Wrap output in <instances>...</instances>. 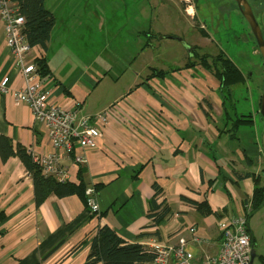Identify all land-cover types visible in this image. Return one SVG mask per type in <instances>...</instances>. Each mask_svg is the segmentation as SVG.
<instances>
[{"label":"crops","instance_id":"1","mask_svg":"<svg viewBox=\"0 0 264 264\" xmlns=\"http://www.w3.org/2000/svg\"><path fill=\"white\" fill-rule=\"evenodd\" d=\"M184 1L178 0L180 9L209 35L198 22L196 5ZM45 5L55 24L47 48L38 45L31 54L44 57L49 65L51 74L40 76L49 103L78 107L84 115L112 111L97 146L84 149L76 143L62 162L69 181L82 179L97 190L101 212L100 217L91 216L79 195L52 193L37 206L33 179L21 159L13 156L3 162L0 155V264H86L92 241L104 225L126 242L143 245L153 239L176 244L184 236L197 264L205 255H216L222 243L221 222L251 208L252 175L264 180V125L253 111L239 114L235 104L227 102L219 80L203 66L184 67L193 47L203 53L208 36L202 33L173 66L156 53L162 39L139 44L135 54L123 59L121 73L99 62L97 51L80 48V25L60 19L55 14L59 6L50 7L48 0ZM162 35L184 42L175 37L180 34ZM153 69L165 74L149 77ZM5 77L9 90L0 89V136L31 154L54 152L46 125L35 119L28 103L15 100L14 92L25 80L14 64L0 17V82ZM243 114L252 115L253 122L232 136V121ZM155 182L162 188L158 201L170 207L158 228L149 218ZM203 201L211 214L198 210ZM250 222L256 251L258 239ZM193 226L199 242L189 230Z\"/></svg>","mask_w":264,"mask_h":264},{"label":"rangeland","instance_id":"2","mask_svg":"<svg viewBox=\"0 0 264 264\" xmlns=\"http://www.w3.org/2000/svg\"><path fill=\"white\" fill-rule=\"evenodd\" d=\"M59 2L64 3L58 5ZM184 2L196 5L198 22L209 33L206 35L209 41L203 40L202 43L203 53L212 56L220 51L225 52L245 75L243 82L232 87V96L227 102L234 103L239 114L253 111L258 116L259 123L264 125L260 114L264 93V59L237 2ZM249 2L264 35V0ZM48 5L52 8L59 6L55 9V14L60 19L71 18L75 26L80 25L77 36L80 48L97 51L99 62H107L121 73L125 70L123 59L127 58L126 55L135 54V48L139 44L142 46L145 42L147 45L152 40L162 39L156 53L164 64L173 66L182 60L184 52L188 53V45L190 47L199 42L203 36L199 25L180 9L178 0H48ZM165 33L180 34L175 37L183 38L184 42L170 40L171 35H162ZM129 69L131 71L132 67ZM250 225L258 239L257 256L253 264H264L260 258L261 255L264 256V206L251 216Z\"/></svg>","mask_w":264,"mask_h":264},{"label":"built area","instance_id":"3","mask_svg":"<svg viewBox=\"0 0 264 264\" xmlns=\"http://www.w3.org/2000/svg\"><path fill=\"white\" fill-rule=\"evenodd\" d=\"M0 17L5 24L14 64L25 80L24 87L14 92L15 100L31 106L35 119L46 125L49 141L54 148L51 153L33 154L34 161L41 166L44 174L61 182L67 181L69 172L62 165L65 155L76 143L84 149L96 147L98 138L110 123L112 111L84 115L78 107L66 108L50 104L48 91L43 87L38 72L37 57L31 54L36 46L29 44L23 32L26 20L18 4L13 0H0ZM8 82V77L0 82L1 91L9 90ZM77 160L84 161L81 156ZM85 193L89 214L100 217L97 190L88 186ZM250 210L249 207L248 212ZM248 222L246 213L221 222L222 243L219 252L216 255H205L199 264H251L253 244ZM189 230L194 241L199 242L196 227ZM187 244L188 240L184 236L179 237L176 244L153 239L146 246L155 254L154 260L143 264H197L194 254L187 250Z\"/></svg>","mask_w":264,"mask_h":264},{"label":"trees","instance_id":"4","mask_svg":"<svg viewBox=\"0 0 264 264\" xmlns=\"http://www.w3.org/2000/svg\"><path fill=\"white\" fill-rule=\"evenodd\" d=\"M20 8V12L25 17L24 34L31 46H42L47 48L51 38L52 28L55 24L54 14L46 7L45 0H13ZM204 35L207 33L202 29ZM38 72L41 78L51 74L49 65L44 57L37 58ZM200 64L211 72L220 82V90L225 94V98L231 97L232 87L243 82L245 75L235 62L223 51L215 55L199 53L197 47H193L192 56L184 67H194ZM165 74L161 70L153 69L152 74ZM226 103V102H225ZM223 111L229 116L228 107L224 104ZM231 117V116H230ZM228 118V117H227ZM253 122L252 115H239L232 121V126L228 130L234 136L236 130L242 125H248ZM0 155L3 162L9 158L17 156L25 165L31 175L34 184V194L36 205L42 204L47 197L54 193L59 197L70 195H79L86 204V186L81 179L80 183H74L69 180L61 182L51 175L43 173L41 166L34 161L33 154L21 145L14 143L6 136H0ZM264 172V171H263ZM255 181V190L251 199V210L247 212L248 220L264 205V180L261 175L256 177L252 175ZM155 194L150 200L149 218L152 225L158 228L170 212V207L165 201H158V196L162 192L158 182L153 185ZM87 207V206H86ZM201 214H211L213 210L207 201L197 204ZM158 233L156 230L155 234ZM143 236V235H140ZM155 254L151 252L146 245L139 242L129 243L120 237L117 232L104 225L99 228L98 234L94 237L91 250L86 264H143L154 260ZM260 258L264 261V256Z\"/></svg>","mask_w":264,"mask_h":264},{"label":"water","instance_id":"5","mask_svg":"<svg viewBox=\"0 0 264 264\" xmlns=\"http://www.w3.org/2000/svg\"><path fill=\"white\" fill-rule=\"evenodd\" d=\"M243 14V16L245 17V19L247 20V22L249 23L251 30L257 40V44L259 47V50L262 54V57L264 59V35H263V31L261 28V25L259 23V21L257 20V17L255 15L254 9L252 7V5L250 4L249 0H235ZM190 50V48H189ZM260 114L262 119L264 120V93L262 95V99H261V106H260ZM264 205V203H263ZM257 256L255 249H252V260H251V264H253L254 258Z\"/></svg>","mask_w":264,"mask_h":264},{"label":"bare ground","instance_id":"6","mask_svg":"<svg viewBox=\"0 0 264 264\" xmlns=\"http://www.w3.org/2000/svg\"><path fill=\"white\" fill-rule=\"evenodd\" d=\"M32 153V152H31Z\"/></svg>","mask_w":264,"mask_h":264}]
</instances>
